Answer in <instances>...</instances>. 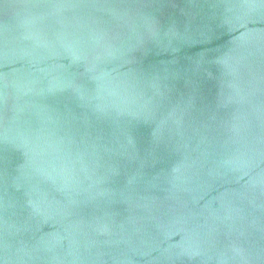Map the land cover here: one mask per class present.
Returning <instances> with one entry per match:
<instances>
[{"label":"water","instance_id":"1","mask_svg":"<svg viewBox=\"0 0 264 264\" xmlns=\"http://www.w3.org/2000/svg\"><path fill=\"white\" fill-rule=\"evenodd\" d=\"M0 264H264V0H0Z\"/></svg>","mask_w":264,"mask_h":264}]
</instances>
